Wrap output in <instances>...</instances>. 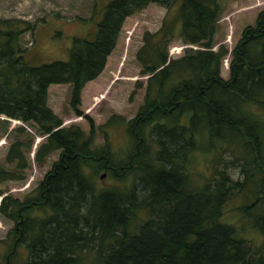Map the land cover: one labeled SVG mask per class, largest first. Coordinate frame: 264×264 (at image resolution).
<instances>
[{
	"label": "trees",
	"instance_id": "obj_1",
	"mask_svg": "<svg viewBox=\"0 0 264 264\" xmlns=\"http://www.w3.org/2000/svg\"><path fill=\"white\" fill-rule=\"evenodd\" d=\"M150 2L177 9L137 51L151 74L144 103L129 120L106 123L126 121L132 138L117 160L110 144H96L94 121L89 132L63 125L48 89L70 83V106L83 114L86 82L103 70L126 17ZM223 11V0H112L95 39L75 37L68 59L41 64L25 59L22 43L36 22L0 17V132L12 138L0 161V214L13 222L0 264H264V8L232 48L229 78L221 75L229 48L216 47ZM175 39L198 47L170 58ZM37 134L45 138L35 161L59 157L21 199L3 184L26 177ZM192 154L209 158L208 171L192 172ZM102 171L130 182L102 186ZM238 192L242 225L225 218Z\"/></svg>",
	"mask_w": 264,
	"mask_h": 264
},
{
	"label": "rangeland",
	"instance_id": "obj_2",
	"mask_svg": "<svg viewBox=\"0 0 264 264\" xmlns=\"http://www.w3.org/2000/svg\"><path fill=\"white\" fill-rule=\"evenodd\" d=\"M110 1L112 0H0V17H19L36 22L34 33L30 30L25 32L22 43L26 49L25 59L31 64H41L56 59H68L75 37L95 39L98 24ZM223 4L224 11L219 20L216 47L223 43L229 48L221 65V75L229 78L232 48L242 37L244 28L249 24H255L259 12L264 8V0H223ZM176 9L177 6L168 10L166 6L150 2L142 10L126 17L117 42L106 58L103 70L98 76L87 81L82 90L79 107L83 114L77 115L70 106V83H53L49 86L48 104L62 117L63 125L77 124L89 132L94 121L97 127L96 144H110L117 160L128 153L132 138L126 121L106 123L114 114L129 120L137 114L144 103L147 81L151 74L142 73L143 67L137 59V51L143 43L144 33L147 30H157L163 24L164 18L175 14ZM187 46L198 47L184 44L180 39L173 40L170 45V58L184 54ZM255 107L260 111L263 110L257 105ZM259 113L264 116V113ZM10 122L12 127L20 121L10 118ZM44 138V135H36L31 152L32 163L27 169L26 177L3 184L7 189L6 192L23 199L44 178L53 161L58 159L59 150L51 153L42 164L35 161V149ZM11 139L8 133L0 132L2 162H5ZM231 139L233 140V137ZM233 148L236 150V145ZM207 154L212 156L211 153ZM232 154L233 152L229 150L224 157H232ZM208 159L201 154H192L190 157L192 172L208 171L204 168ZM229 170L232 176L237 178L242 172V166L239 163L230 164ZM103 173L105 172L102 171L98 176V182L102 186L111 184L126 186L130 182V179L116 180L109 173L101 176ZM241 195L239 192L234 193L227 201L225 218L234 222L240 221L242 225L244 216L241 211L236 210V207L242 203ZM245 196L251 197V194L245 193ZM140 220L142 218L138 221ZM12 226L13 222L0 214V239L7 236Z\"/></svg>",
	"mask_w": 264,
	"mask_h": 264
},
{
	"label": "water",
	"instance_id": "obj_3",
	"mask_svg": "<svg viewBox=\"0 0 264 264\" xmlns=\"http://www.w3.org/2000/svg\"><path fill=\"white\" fill-rule=\"evenodd\" d=\"M104 175H105V173L102 174V176H104ZM2 198H3V195L0 197V203H1Z\"/></svg>",
	"mask_w": 264,
	"mask_h": 264
}]
</instances>
